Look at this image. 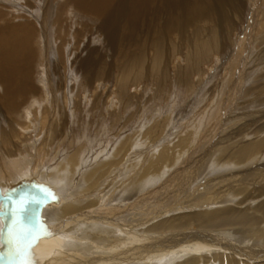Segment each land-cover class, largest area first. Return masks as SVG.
<instances>
[{"label": "bare ground", "instance_id": "obj_1", "mask_svg": "<svg viewBox=\"0 0 264 264\" xmlns=\"http://www.w3.org/2000/svg\"><path fill=\"white\" fill-rule=\"evenodd\" d=\"M0 1V190L2 196L11 195L29 185L50 198L38 214L27 260L13 264H58L62 255L61 264H264V187L250 188L252 184L241 178H235L239 182L232 187L214 190L212 185L235 180L224 178L227 170L233 174L246 166L254 170L253 165L264 161V123L236 132L234 139L206 157L205 168L215 171L209 172L214 173L212 187L193 186L199 168L185 187L179 176L175 191L170 189L165 198L144 209L142 218L130 214L135 204L151 199L155 186L168 177V182L176 179L185 171L184 164L192 165L206 144H197L198 132L208 126L223 86L228 85L223 73V79L208 76L223 50L218 52L217 30L209 23L215 16L219 27L226 29L227 10L239 5L230 0ZM113 56L119 61H106ZM55 61L57 72L48 81H62L51 92L50 83L48 91L43 86V76ZM231 65L226 68L228 77L234 71ZM170 66L182 94L167 86L173 79ZM189 77L192 81L184 80ZM113 79L115 92H107L102 100V93L96 94L99 83ZM207 79H213L208 89ZM68 82L78 90L75 99L66 92ZM154 82L164 95L161 104L155 96L143 99ZM243 82L236 91L248 83ZM263 83L262 76L246 91ZM87 84H93L95 107L103 101L108 111V104H113L107 115L113 126L121 124L116 135L134 118L136 129L111 141L100 129L107 123L106 114L96 122L97 117L92 120L96 108L85 107L89 100L85 102L82 89ZM140 84L145 88L139 90ZM189 98L193 102H186L192 104L187 116L179 109ZM131 106L135 109L129 113ZM263 165L254 173H262ZM39 171L52 180L29 179ZM57 177L60 185L54 192L48 185ZM7 206L0 203V232Z\"/></svg>", "mask_w": 264, "mask_h": 264}, {"label": "rangeland", "instance_id": "obj_2", "mask_svg": "<svg viewBox=\"0 0 264 264\" xmlns=\"http://www.w3.org/2000/svg\"><path fill=\"white\" fill-rule=\"evenodd\" d=\"M232 1L235 2V3L233 2L235 6H238L239 5L240 8L238 7V9H236V10H234V9L233 10H230V8H231L230 7L227 10V24L225 23V26H226V29H227L228 32L226 31V29H222V27L221 28L219 27L218 22L216 21V17L215 16L213 17L212 21L209 23V26L210 27H212L213 29L217 30V31H215V34H216V37H217L216 39L218 40V42H217L218 43V52H220L222 50V48H223V50H222L223 52L222 51L220 52L221 55L218 57V58H220V60L218 59V60L215 61V64L216 65L214 64L212 66L211 71L208 73L209 74L208 76H210V78H212V77L214 78L215 77L214 79L216 80V77H218L219 75H221V77H222V73H223V77H226V79L228 80V85L223 86V89H224L225 92H224V94L220 95V97L217 99L218 103H217L216 107L218 109H216L215 112H214L215 115H213V116H215V118L212 116V118L208 121V124H207L208 126L206 127L208 130L205 128L206 125H204V127H203L204 130L202 128L201 129V132H198V135L199 136L197 135V138H198L197 139V141H198L197 144H199V143L202 144V142L203 143H206V144H204V147L203 148H200L199 149L198 156L193 160L194 161L193 164L195 166L193 164H192L193 166L191 164L189 165L188 163L184 164L182 166V168H184L185 171H181L180 173H178L179 175L177 176L176 179L171 178V180H169V182H168V179L170 178V177H168L167 181L163 185L160 184V185H157V186L154 187L153 192L150 194V195H152L150 200H147L146 203H145V200L142 201V202H139V204L137 206H136V204L134 205L135 207H133V209H131V211H130V214L133 215L132 216L133 219H136L137 220V218L138 219L140 217L142 218V216L144 215L143 213L146 212L144 209H146V210L149 209L151 207L150 205H152L153 203H155L156 200L157 201H160L162 198H165L166 195L169 194V190L170 189L172 191L173 190L175 191V189L177 188V183L180 180L179 179V176H182L184 178V182H185L184 187H185V185L188 184L187 183L188 182L187 179L189 180V176L190 175H195L194 173L198 172V170L200 168L202 170V171L200 170V177L201 178L199 177V180H197V182H195L193 184V186L194 185H197V184L201 185V183H206V186L205 185H201V189L202 190H203L204 187H205L204 189H208V188L212 187L210 185L211 183H209V182H211V180L214 179V176H212L214 173L213 174L212 173L209 174V172L210 171L215 172V171L214 170H211V168H209L210 170L207 169V168H205V163L207 162V158L206 157H210V153H211V156H213L214 154H216V150L219 149L222 145H224L223 144L224 142H226L225 144H228L229 143V140H230L229 138L234 139V136H236L235 135L236 132L237 133L238 132L240 133L241 131L246 132L250 128H251L250 129V131H251L253 129H257V126L262 125L264 123V115H262L264 113L261 112V110H264V83H263V85L261 87L260 86H258V87L256 86L255 88H252L251 91H246V89H248L251 85L255 84V80L258 81V80H261V77L262 76L264 77V71H263L264 70V0H255V1H252V2H251V0H243V2L242 1L240 2L239 0H230V2H232ZM0 2L2 3V1H0ZM212 7H214V6L212 5ZM251 16H253V18L250 21V19H251L250 17ZM249 21L251 22L250 24L248 23ZM252 21H254V23ZM96 42L97 43L95 44V42H94V44L99 46L100 45V42H98L97 40H96ZM82 44H84V43H82ZM120 45H124L125 46L126 44L125 43H123V44L120 43ZM134 45L135 44H133L130 47V49L132 51L135 49L134 48ZM98 46H97V48H98ZM88 47L89 46H85V45L82 46V48H84V49L85 48L88 49ZM235 48H236V50H238V53L239 54L237 53V55H234V58H233L231 54L234 52ZM236 50H235V52H237ZM82 53H84V55H86L84 51ZM231 57H232V59H230ZM245 58H247V59H245ZM80 59H82V58L80 57ZM105 59H106L107 62L108 61H110V62L119 61V59L117 58V56L105 57ZM231 60H233L232 63H231ZM183 64L184 63H182V67L180 68L181 71H182V69L184 67ZM230 64H232L231 66H232V68H233L234 71L231 73V76L228 77L226 75V73H227L226 72V68H227V66L229 67ZM57 65H58V63L55 61L54 64L51 65L52 67H50V65H49V67H46V71H45V74L43 76V83L45 82L43 86H45V85L47 86V87L45 86V88L47 89V91H48V87L51 85L50 86L51 87L50 88V91L51 92H54V90H57V87H58L57 85H59L61 83V81H62L61 78H58V79L56 78L55 80L52 81V83H50L48 81V78L49 79L54 78L53 77V74L57 72V70L55 72V69L58 67ZM104 67H106V65ZM222 68H224L225 70L224 69H223L224 71L221 70ZM97 69H99V68H97ZM168 70L170 71L169 72V76H171L170 79H172V78L173 79L172 80H168L169 83H167V86H170V84H171V87H172L171 88V92L175 93L176 91H179V88H178L177 83H180V82H177V76L175 74H173V72H174L173 70L174 69L172 68V66H170ZM159 74H160V72L157 71L155 73V76L157 78H160ZM224 74H225V76H224ZM58 75L59 74H57V76ZM169 76H166V78H169ZM45 77H47V78H45ZM223 77H222V79H223ZM78 78H77V81H78L77 82V86L78 87L79 86L82 87L83 82H82V80L80 78V75H79ZM184 80H186V81H192V77H189V80L188 79H184ZM212 80L213 79H209V80L207 79L206 80L207 82L210 81L209 82L210 85L208 84V85L205 86L206 89H208L209 86H211L213 84L212 83ZM114 82H115L114 79L111 82H107L105 80L104 81H101L99 83L100 84L99 88L96 90V94L97 93H100V94L102 93L101 94L102 95L101 96L102 97L101 99L103 100L106 97L107 92L114 93L115 92V83ZM204 82L205 81H203L202 84L200 83L199 86L201 85L200 87H203L202 85L205 84ZM240 82H243L244 84L246 82H248V83H247V85H245L246 87L244 86L239 91H236L237 90V87L236 86L237 85L239 86ZM36 83L39 84L38 81H36ZM48 83H50V85ZM173 83L175 84V86H173L174 85ZM68 84L69 85H67L66 92H68V91L70 92L71 91V93H73V98L75 99V96L74 95H75V93L78 90H76V89L74 90L72 88V84H70L69 82H68ZM150 85L151 86H149V90L144 91L143 99L146 100V99H148L150 97L155 96L156 97V101L158 103L160 101L162 102L161 99L164 98V95L162 94V89L159 86L160 84H157V82L156 83L154 82V83H151ZM140 86H141V88H139V90H142V89L145 88V84H140ZM240 86H241V84H240ZM179 93L182 94V91H179ZM96 94H95V91L93 89V84L92 85L87 84L82 89V95H84V96L86 95L85 96V102L89 100V103L85 104L86 105L85 107L87 109H90V108H93L94 107V108H96V110L98 112L97 113L95 111H92V116H94L92 120H95L96 117H97L96 118L97 119L96 122L98 121V119L102 120L103 114L104 113L106 114V117H107L106 122L107 123H105V124L102 123L103 126L100 125L101 127H104V128H101L100 126L99 127H100V129L103 132L105 131V133H108L109 134V137H110L111 141L113 140V142H114V139L117 140V136H119V135L122 136L123 134H125L127 132L130 133V131L133 128H134L133 130L136 129V127L138 126V124L137 123L134 124L136 122L135 120H137V119L134 118L133 119L134 121L131 120V124L132 125L131 124H127V126H125L126 128L124 127V129L122 131L120 130L119 133H118V135H116V133H115L116 132V127H119V126L121 127V124L119 123L116 127L113 126L112 123H110L113 120L110 117H108V115H107V112L108 111H110V112H111V110L113 111V109H111V104L112 103L111 104H108V105H110V107H109L110 110H108V111H107V109L105 110V108L102 107L103 101L100 102L99 107L98 106L95 107L94 101L96 102V97H95ZM224 95H227V96H224ZM114 99L115 98H113V100ZM169 99H171V98L169 97ZM190 99L191 98H189L187 100H182L180 102L181 103L180 104L181 106L179 105L180 106V109H179L180 111L179 112H181V114H185L187 112L186 115L188 116L189 107H190V105H192V104H189V103H192L193 102V100L191 99L192 100L191 101ZM156 101L153 102L154 105H156V103H157ZM161 102L159 104H161ZM186 102H189V103H186ZM153 103L151 102L150 105L152 106ZM114 106H115L114 108H116V106H119V104L117 105V103H116ZM187 106H188V108H187ZM58 107H60V101H59ZM153 108L154 107H152V109ZM134 109H135V107L134 106H131V108H129V110H127V111L129 113H131L132 111H134ZM73 112H75V111H73ZM67 113L69 114L70 112L67 111ZM87 113H88V110H87ZM89 113H90V110H89ZM125 114H127V113H125ZM125 114H124V117L123 118H126L127 117V115H125ZM69 115H71V113ZM65 118H67V117L64 116V120H65ZM87 119H90V114L88 115V118ZM71 121H72V116H71ZM134 125H136V126H134ZM249 125L253 126L254 128L253 127H249ZM131 126H132V128H131ZM113 127H114V129L112 130ZM218 127H219V129H218ZM108 130H109V132H107ZM204 137L206 139H204ZM208 137H209V139H208ZM219 143H221V144H219ZM200 152H202V153H200ZM203 158H205V159H203ZM199 161H201V162H199ZM203 163H204V166H203ZM261 163L264 164V161L261 162ZM261 163L258 166H257V164L253 165L254 168L255 167L259 168L261 166ZM52 164L53 163H51V162L48 163V165L51 166V167L53 166ZM29 166L30 165H28L27 167H29ZM193 167H194V169H193ZM244 168L245 169L239 168L241 170L237 169V170H239V172L238 173L236 172V174H233V172H232L233 170H227L226 172L223 173L224 176H227V177H224V178H230V179L231 178L232 179L241 178L240 180H242V181H244V179L245 180L247 179V181H249V184H252V185L249 186L250 188L253 187V186H254V188L260 187V185L264 187V180H263V178H264V171H262V173L258 174L257 171L254 173V170L257 169V168H255L254 170L251 169L252 168L251 166H249V168L247 166L244 167ZM41 169H43V166H42ZM188 171H190V172L188 173ZM36 173L34 175H28V176H31L29 179L32 180V181H34V182H37V183H38L37 180H39L40 182L41 181L49 182V181L52 180L51 177H49V176L46 177L45 175H43L42 174V171L41 172L39 171V172H36ZM184 173H186V174H184ZM204 174H205V176H202ZM196 175H198V174H196ZM210 177H212V178H210ZM252 178H255V180L251 181ZM259 179H262V181L260 182V184H257V180H259ZM55 180L56 181H53L54 184L48 185L49 186V190L52 189L54 192H56L58 190V187L60 185L59 184L60 177H59V179H58V177L55 178ZM237 180L236 179L235 180H227V181L225 180L224 183L219 184V185H216V182H213L212 185H215L214 186V190H216L217 187L221 189V187H219L220 185L222 187L225 186V185L226 186L228 185V186L232 187V186H235L239 182V180H238V182H237ZM55 182H56V184H55ZM189 183H190V180H189ZM207 183H209L208 186H210V187L207 186ZM198 192H202V191H198ZM158 193H161V194H158ZM202 193H204V192H202ZM199 196H201V194H199ZM256 203L257 202H255V204ZM140 207H141V209H140ZM103 210H104V212H109L108 210L106 211V209H103ZM134 215H136V217ZM139 215H142V216H139ZM137 216H139V217H137ZM52 223L53 222H51V224ZM63 257L64 256L62 255V258L61 257L58 258L59 259L58 264H61ZM54 258L55 257H54V254H53L52 255V259H54Z\"/></svg>", "mask_w": 264, "mask_h": 264}, {"label": "water", "instance_id": "obj_3", "mask_svg": "<svg viewBox=\"0 0 264 264\" xmlns=\"http://www.w3.org/2000/svg\"><path fill=\"white\" fill-rule=\"evenodd\" d=\"M23 200V211L18 210V202ZM50 200L49 196L41 195L39 191L32 186H24L12 192L11 195H0V203L7 202V216L0 232V252H7L8 246L4 244V238L7 236L9 228L13 226V221L19 218L20 224L16 227L19 229L20 225L29 227L31 234L28 244L33 242V233L35 232L36 220L42 207ZM17 260H9L7 258L0 260V264H13Z\"/></svg>", "mask_w": 264, "mask_h": 264}, {"label": "snow or ice", "instance_id": "obj_4", "mask_svg": "<svg viewBox=\"0 0 264 264\" xmlns=\"http://www.w3.org/2000/svg\"><path fill=\"white\" fill-rule=\"evenodd\" d=\"M3 190H0V195H3ZM24 201L18 202V210L23 211ZM20 224L19 218L13 221V226L9 228L7 236L4 238V244L8 246L7 252H0V260H19L25 261L29 256V244L28 240L31 234V229L20 225L17 229V225Z\"/></svg>", "mask_w": 264, "mask_h": 264}]
</instances>
